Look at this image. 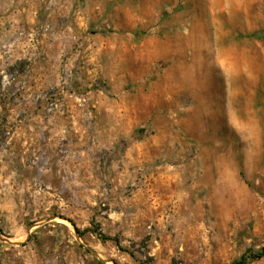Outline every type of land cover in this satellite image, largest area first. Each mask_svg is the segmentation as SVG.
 <instances>
[{
	"label": "rangeland",
	"instance_id": "obj_1",
	"mask_svg": "<svg viewBox=\"0 0 264 264\" xmlns=\"http://www.w3.org/2000/svg\"><path fill=\"white\" fill-rule=\"evenodd\" d=\"M34 1L0 5V264L263 248L264 0Z\"/></svg>",
	"mask_w": 264,
	"mask_h": 264
},
{
	"label": "trees",
	"instance_id": "obj_2",
	"mask_svg": "<svg viewBox=\"0 0 264 264\" xmlns=\"http://www.w3.org/2000/svg\"><path fill=\"white\" fill-rule=\"evenodd\" d=\"M248 36L250 37H254L257 39H262L264 38V29L258 30V31H254L248 34ZM95 231V230H94ZM98 235L102 238V239H111L110 236L102 234L100 232H98ZM116 243L118 244L117 240ZM264 256V247L260 248L258 250H251L246 249L240 256L239 258H237L236 260H234L231 264H244L248 258L250 257H254V258H260Z\"/></svg>",
	"mask_w": 264,
	"mask_h": 264
},
{
	"label": "bare ground",
	"instance_id": "obj_3",
	"mask_svg": "<svg viewBox=\"0 0 264 264\" xmlns=\"http://www.w3.org/2000/svg\"><path fill=\"white\" fill-rule=\"evenodd\" d=\"M212 6H214V5H212ZM212 6H211V8H212ZM212 15H214V9H212ZM214 18V17H213ZM202 30V33L201 34H205V33H207L206 32V28H205V26H204V28L203 29H201ZM190 43H191V40L189 39L188 40ZM197 44V43H196ZM194 45V47H192V44H189L188 42H187V46H191L192 47V49L194 50V52H195V60H197V63L198 64H201V63H203L205 60H204V58H205V56H208V53H209V50H208V47H207V45L205 44L204 45V47H205V51H206V54L204 55V54H202L201 53V49H200V47H201V44H199V45ZM177 55V54H176ZM185 52H184V50H183V53L182 52H180L179 54H178V56H176V57H174V58H172V62H174L175 61V63H177L178 65H182L183 64V62L185 61ZM204 60V61H203ZM191 61H193V62H195L194 61V59L193 58H191ZM200 62V63H199ZM196 63V62H195ZM195 63H192V65H190V66H194L195 65ZM193 72H196V69H195V71H193ZM172 77L174 76L173 74H170Z\"/></svg>",
	"mask_w": 264,
	"mask_h": 264
},
{
	"label": "crops",
	"instance_id": "obj_4",
	"mask_svg": "<svg viewBox=\"0 0 264 264\" xmlns=\"http://www.w3.org/2000/svg\"><path fill=\"white\" fill-rule=\"evenodd\" d=\"M5 1H9V2H12V1H15V0H0V5H4L6 2ZM17 1V0H16ZM19 1H22V3L26 2L27 1V5L28 6H31L35 4V1L34 0H19ZM34 1V2H33ZM8 5V4H7ZM33 78V81H36L37 79V76L33 75L32 76ZM28 85H31L30 81H28Z\"/></svg>",
	"mask_w": 264,
	"mask_h": 264
},
{
	"label": "water",
	"instance_id": "obj_5",
	"mask_svg": "<svg viewBox=\"0 0 264 264\" xmlns=\"http://www.w3.org/2000/svg\"><path fill=\"white\" fill-rule=\"evenodd\" d=\"M53 218V217H52ZM52 218H49V219H52ZM35 225H37V224H35ZM30 230V227L28 228V231Z\"/></svg>",
	"mask_w": 264,
	"mask_h": 264
}]
</instances>
